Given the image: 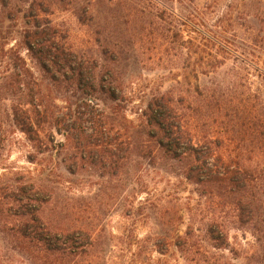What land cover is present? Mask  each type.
Listing matches in <instances>:
<instances>
[{"label":"rangeland","instance_id":"obj_1","mask_svg":"<svg viewBox=\"0 0 264 264\" xmlns=\"http://www.w3.org/2000/svg\"><path fill=\"white\" fill-rule=\"evenodd\" d=\"M208 4H217L215 14L202 24L190 12L196 15L194 8ZM226 14L230 29L238 33L239 47L247 43L264 51V42H255L264 38V0H0V257L4 264H28L3 248L10 237L2 227L22 224L21 205L24 195L32 193V183L36 189L44 188L36 197L45 201L46 218L54 225L94 232L105 243L103 256L111 263L188 264V259H195L199 264H264L255 262L264 248L239 225L234 211L202 196L201 186L179 172L176 160L150 156L152 141L144 133L141 116L148 101L164 94L193 119L208 112L201 108L204 95L225 93L232 111L254 109L258 118L254 121L263 125L264 73L250 67L249 78H234L232 70L241 62L232 55L223 58L218 44L201 43L200 31L216 37L214 28ZM39 22L52 27L50 38L68 59L48 61L50 70L25 44L26 32ZM214 56L225 60L218 72H214ZM262 60L264 70V56ZM79 68L87 76L86 84H96L91 91L77 86ZM114 89L116 99L109 94ZM90 95L95 97L85 98ZM84 99L95 106L82 111H95L96 117L108 121L98 146L106 168L82 159L84 155L67 137L79 115L74 109ZM15 107L25 109V115L38 123L41 142L32 140L16 122ZM232 111L225 114L234 118ZM218 119L211 125L216 135L224 130V117ZM138 135L142 156L132 150L123 158L129 137L135 140ZM240 145L236 139L231 147L238 151ZM247 157L252 162L257 159L255 153ZM257 176L264 195V175ZM210 224L229 230L226 248H217L209 237ZM189 226L193 233H187Z\"/></svg>","mask_w":264,"mask_h":264},{"label":"trees","instance_id":"obj_2","mask_svg":"<svg viewBox=\"0 0 264 264\" xmlns=\"http://www.w3.org/2000/svg\"><path fill=\"white\" fill-rule=\"evenodd\" d=\"M216 5L208 4L203 9L196 7L194 8L196 15L190 13L202 24H206L207 19L214 16ZM230 25L231 20H228L226 14L218 19V24L214 28L213 32L216 33V37L201 30L200 33L204 36V41H201L202 45L218 44L223 50V58L232 55L241 62V65H235L238 69L232 70L234 78L243 76L246 79L249 78L248 68L250 67V69L264 73V70L260 68L264 51L250 47L247 43L239 47L237 45L238 33L230 29ZM51 31L52 27L39 22L33 23L25 35V44L29 53L37 58L46 70L52 67L48 65V61L56 63L59 58H66L63 49L54 45L51 40ZM255 42L262 44L264 38L259 41L255 40ZM223 62L225 60L214 56L212 62L216 70L214 72H218ZM77 78L76 84L79 88H84L82 91H91L96 85L95 83L86 84L87 76L82 68H79ZM115 90L109 91L113 99L117 98ZM215 95H204L201 108L206 107L208 112L197 114L193 119H188L186 114L176 109L170 96L163 94L148 101L141 114L145 122L144 133L152 141L148 151L153 159L162 155L176 160L181 165L179 172L196 185L201 186V195L216 199L214 202L217 205L234 211L239 225L250 230L256 243L264 248V242H262L264 239V195L258 189L259 177L257 176L264 175V121L263 125H258L254 121V119L258 120L254 116V109L244 111L238 108L232 111V101L225 97V93L218 97ZM90 96L85 98L91 100L95 97ZM88 100L85 102L84 99L74 109L79 115L72 123L73 126L69 129L67 137L73 139L81 155H84L85 158L82 159L92 166L104 164L106 168L98 146L100 139L104 138L101 136L104 133L102 129L106 128L108 121L102 119V116L96 117L95 111H89L88 114L82 111L92 106V101L87 102ZM229 111L233 112L234 118H231L232 115L225 114ZM25 113H27L25 109L15 107L16 122L32 140L41 142L35 127L38 123L32 121ZM220 117H224L221 121V124H224V130L216 135L217 132L213 131L211 125ZM232 132H234L233 137H231ZM236 139L241 141V145L236 147L238 151L231 147ZM132 150H135L139 157L142 156L140 155L142 149L139 135L135 140L129 137L125 149L123 147L125 154L123 158H126L127 153ZM247 153H255L257 159L252 162L247 157ZM125 164V162L122 163L123 166ZM29 186L32 187L30 190L32 193L24 195L25 201L21 205L23 207L20 214L22 224L10 228L2 227V232L10 237L4 249L18 254L28 264H114L107 256H103L105 243L96 238L94 232L81 226L54 225L53 221L48 220L45 214V201L36 197L44 188L36 189L34 183ZM33 204H35L34 209ZM193 229L189 226L187 233H193ZM206 232L216 242L217 248H226L229 230L220 225L210 224ZM185 244H188V241ZM258 257L259 259L257 258L255 262L262 263L264 255L259 253ZM5 262L0 257V264ZM188 264L199 263L195 259H188Z\"/></svg>","mask_w":264,"mask_h":264}]
</instances>
